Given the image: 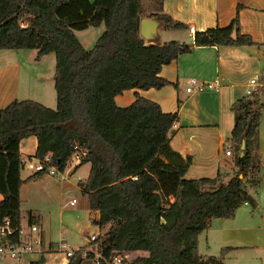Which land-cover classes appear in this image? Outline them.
<instances>
[{"label": "trees", "instance_id": "1", "mask_svg": "<svg viewBox=\"0 0 264 264\" xmlns=\"http://www.w3.org/2000/svg\"><path fill=\"white\" fill-rule=\"evenodd\" d=\"M151 1L160 9L162 0ZM149 16L165 26L182 25L165 12ZM139 19L140 0H0V49L35 48L37 56L53 52L55 92L54 107L28 98L0 107V220L8 216L11 224L19 223L20 186L46 172L19 175L18 143L32 134L33 156L42 160L48 153L44 165L59 171L75 144L85 149L78 164L88 162L89 169L78 184L94 212L91 223L107 225L95 239L101 256L139 252L122 264H224L222 254L229 246L220 247L218 255H201L197 236L210 218L230 216L243 201L254 205L246 184L258 182L264 85L230 105L233 124L226 140L236 169L226 181L217 175L185 177L190 158L169 144L175 111H162L156 101L136 92L119 106L114 95L170 83L158 74L161 65L193 45L254 41L239 30L236 14L225 25L194 31L191 44L144 40ZM100 23L102 31L84 48L73 30ZM91 257L74 251L65 264ZM96 264L105 263L100 259Z\"/></svg>", "mask_w": 264, "mask_h": 264}, {"label": "crops", "instance_id": "2", "mask_svg": "<svg viewBox=\"0 0 264 264\" xmlns=\"http://www.w3.org/2000/svg\"><path fill=\"white\" fill-rule=\"evenodd\" d=\"M142 1L140 0V18L151 17V12H165L182 24L179 27L165 26L157 19L154 35L143 37L144 40H177L191 44L192 34L187 29L189 25L193 26V32L208 26L225 25L236 14L239 30L248 33L254 41L252 44L241 45H193L189 51L161 65L158 74L170 83L158 88L132 87L114 95V102L119 106L128 104L136 92L156 101L162 111H175L177 117L170 128L169 144L181 156L187 155L190 158L185 177L217 175L220 180L226 181L236 169L232 152L226 154L223 151L225 145L230 148V143L226 140L233 124L230 105L235 99L245 95V83L253 74L264 85V0H162L160 9L154 2H147L146 7L142 8ZM100 24L96 27L99 28ZM158 26L162 29L160 34ZM53 70V52L37 56L35 48L0 49V107L12 99L22 98L54 107ZM190 76L202 80L216 78L218 90L185 92V79ZM35 146L36 138L32 134L19 140L18 151L22 161L19 175L22 179L35 171L32 167L37 161L33 156ZM256 152L259 157L264 154V118L261 117L258 122ZM86 163L88 162H71L67 170L71 172ZM84 167L86 176L89 163ZM23 170L26 171L24 174ZM32 178L25 180L19 189V223L35 222L43 238L39 210L26 208L23 213L20 207L21 188ZM28 214L30 221L27 220ZM230 236L227 231L221 230L219 242L213 243L214 246L222 247L226 240L231 239ZM206 246L210 248L211 242ZM62 258L59 256L54 262L45 257L43 264H65L67 258L61 261Z\"/></svg>", "mask_w": 264, "mask_h": 264}, {"label": "rangeland", "instance_id": "3", "mask_svg": "<svg viewBox=\"0 0 264 264\" xmlns=\"http://www.w3.org/2000/svg\"><path fill=\"white\" fill-rule=\"evenodd\" d=\"M151 0H143L142 8H145ZM103 24L99 28L90 25L83 29H75L74 34L84 48L92 46L95 38L102 31ZM162 29L158 26V33ZM264 100V99H263ZM261 118H264V104L261 107ZM260 119V118H259ZM231 149V148H230ZM231 151V150H230ZM259 181L257 185L246 184V189L254 198V205L241 203L227 217L210 218L209 227L198 234V252L203 255H218L219 247L214 244L219 242L221 230L227 231L231 236L224 242L223 246H229L222 254L224 264H264V154L259 157ZM71 160H67L65 169L56 174L44 172L32 180L26 181L21 188L22 212L26 208L39 210V225L44 230L45 240L50 241L53 246L62 239L72 248L82 245L89 233H98L106 229L107 225L100 228L91 223L88 212L86 195L79 188V180L85 176L84 166L69 172ZM26 171L23 170L22 174ZM64 175L63 177H60ZM76 201L70 204V198ZM39 228V227H38ZM40 229V228H39ZM43 237V238H44ZM211 242L210 248L206 246ZM214 243V244H213ZM139 254L130 253L129 259ZM57 253L46 256L48 261L59 259ZM91 258H83L80 264H93ZM2 264H13L12 260L4 257Z\"/></svg>", "mask_w": 264, "mask_h": 264}, {"label": "built area", "instance_id": "4", "mask_svg": "<svg viewBox=\"0 0 264 264\" xmlns=\"http://www.w3.org/2000/svg\"><path fill=\"white\" fill-rule=\"evenodd\" d=\"M187 29L193 35V26L189 25ZM259 85L257 75L253 74L250 76L244 86L245 95L249 94ZM218 87L219 83L216 78L202 80L190 76L185 79L184 90L189 93L203 90L216 91ZM223 151L226 154L230 153L229 145H225ZM84 154L85 149L75 144L74 150L68 159L72 163H78ZM48 158L49 154L46 153L42 160L37 159L36 163L32 166L33 169L42 170L45 168L46 172L50 174L58 173L59 170L54 165H44L48 161ZM28 166L31 167L30 164ZM68 202L72 204L75 202V199L72 197ZM243 203H246V201H243ZM96 237L97 233H89L86 235L85 243L74 248L67 245L62 239L57 242L56 246H53L52 243L42 238L40 229L35 222L30 221L14 225L10 223L8 216H4L0 220V264H2L4 257L10 258L13 264H43L45 257L49 254L57 253L64 259H68L74 251H78L81 256H85L89 252L92 253L91 259L95 264L100 259L105 264H122L124 260L129 259V252L116 253L109 258H104L97 249ZM40 258H42L41 261H39Z\"/></svg>", "mask_w": 264, "mask_h": 264}, {"label": "water", "instance_id": "5", "mask_svg": "<svg viewBox=\"0 0 264 264\" xmlns=\"http://www.w3.org/2000/svg\"><path fill=\"white\" fill-rule=\"evenodd\" d=\"M157 24V19L152 17H141L138 22V33L144 38H149L154 35V29ZM242 143L240 147H242Z\"/></svg>", "mask_w": 264, "mask_h": 264}, {"label": "bare ground", "instance_id": "6", "mask_svg": "<svg viewBox=\"0 0 264 264\" xmlns=\"http://www.w3.org/2000/svg\"><path fill=\"white\" fill-rule=\"evenodd\" d=\"M64 260V258H62V260L61 261H63Z\"/></svg>", "mask_w": 264, "mask_h": 264}]
</instances>
